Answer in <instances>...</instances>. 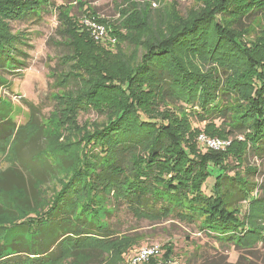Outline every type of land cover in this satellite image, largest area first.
Segmentation results:
<instances>
[{"label": "trees", "instance_id": "16d2710c", "mask_svg": "<svg viewBox=\"0 0 264 264\" xmlns=\"http://www.w3.org/2000/svg\"><path fill=\"white\" fill-rule=\"evenodd\" d=\"M151 1L123 0L117 8L118 15L125 17L111 24L113 42L124 44L128 40L129 44L140 45L128 53L117 47L111 55L99 44L107 41L92 40L83 26L75 33L84 35L87 51L80 47L81 38L66 35V31L59 33L61 43L71 48L72 58L68 60L70 70L59 77L58 84L64 86L70 81L84 85L82 95L74 97L76 103L83 97L88 102L96 96L104 98L107 88L117 92L120 100L108 104L101 128L84 130L78 157L69 161L71 167L74 165L71 176L46 208L9 226H0V264H48L58 260L66 246L108 238L114 230L98 217L103 212L108 219L121 204L138 217L171 215L192 222L208 234L224 236L238 230L240 235L255 231L264 235V215L240 217L237 208L241 200H256L250 196L253 186L247 179L255 168L245 170L244 175L236 170L229 175L227 172L233 167L225 154L232 142L240 143L238 134L249 141L247 146L235 148L241 164L249 151L256 156L264 151V0H213L206 9H190L187 16L177 12L176 2L153 8ZM34 3L25 6L22 0H0V15L10 20L37 18L40 15L32 7ZM89 15L94 16L95 11L91 9ZM220 15L227 17L225 24L219 21ZM168 19L173 23L169 29L165 24ZM0 25L1 150L17 132L10 117L11 102L1 94L2 78L5 72L23 66L25 53L17 47L22 39L5 34L3 24ZM92 45L102 47L100 60L90 52ZM180 53L182 56L178 57ZM115 55L125 66L121 72L107 62ZM188 57H200L203 63L210 61L213 66L215 62L228 64L239 57V63L234 62L230 68L240 70L243 75L237 77L244 81L226 79L220 73L203 79L193 63L186 61ZM246 72L252 77L247 83ZM164 101L178 106L183 121L192 118L204 122L203 132L214 134L209 128H219L220 138L232 137L229 146L223 151L194 154L192 146L183 143L169 120L145 113L146 105ZM36 125L38 129L40 126ZM43 150L23 148L19 163L25 176L16 167L4 171L0 190L34 191L43 175L53 174L57 163L68 158L58 155L49 160ZM41 166L46 172L39 170ZM210 176L214 180L208 194L203 185ZM109 196L111 209H100ZM166 251L160 264L172 261L171 245ZM148 264H156L154 258Z\"/></svg>", "mask_w": 264, "mask_h": 264}, {"label": "rangeland", "instance_id": "374dc122", "mask_svg": "<svg viewBox=\"0 0 264 264\" xmlns=\"http://www.w3.org/2000/svg\"><path fill=\"white\" fill-rule=\"evenodd\" d=\"M22 1L25 6L28 2L35 1L32 7L40 16L10 20L2 18L0 15V24H3L5 34L19 36L22 39V44L18 43L17 47L25 53V56L22 57L24 59L23 66H17L11 72L1 73L4 76L2 78L4 87L1 94L11 102L10 117L15 123L17 132L3 144L4 148L0 150V180H4V176H2L4 171L14 167L23 175L25 174L24 168L19 163V159L24 156L23 148H44L43 153L49 160L57 159L58 155L61 158H68L57 163L53 174L43 175L42 180L36 182L34 191L0 190V226L4 227L46 208L62 183L68 181L71 176L74 165L71 167L69 161L78 157L84 130L92 131L101 128L107 118L108 104L120 100L117 92L107 88L103 92L104 98L96 96L95 99L90 100L91 102H88L86 97L77 98L79 102L76 103L74 97L77 94L82 95L84 85H76L70 81L64 86L58 84L59 77L67 74L70 70L71 61L68 60L72 58L70 56L71 48L67 44L61 43L63 40L59 33L66 31V35L73 34L74 37L81 38H78L82 45L80 47L87 51L86 38L81 33L76 34L75 30L80 29L81 31L80 26L85 29L84 18H94L95 22L102 23L106 31L111 34L110 31L113 27L111 24L125 17L121 18L117 12V8L123 0H48L53 3L51 5L47 4V0ZM212 1L152 0L151 6L160 8L165 5L167 7L176 2L177 12L181 16H187L190 9L195 7L206 9L207 3H212ZM91 9L95 11L94 16L89 15ZM172 11L175 12V10H169V13ZM226 18L222 15L218 17L223 24L227 21ZM165 24L169 29L173 23L168 19ZM88 36L95 41L89 33ZM110 38L113 41L111 35ZM107 42L99 44L105 50L111 51V55L117 47H120L121 51L125 53L140 47L136 42L129 44L128 40L124 44H119L117 41ZM98 46L92 45L90 52L100 60L98 53L102 47ZM129 54L131 56V52ZM177 55L178 57L182 56L181 53ZM238 58L234 62L239 63L237 62L240 61L237 60ZM188 60L193 63L203 79L209 76L213 77L214 73H220L223 78L244 81V78L237 77L243 75L240 74L242 73L240 70L235 72L230 68L234 62L228 64L215 62V66H213L210 61L203 63L200 57L198 59L194 57L193 60L188 57L186 61ZM186 61L184 60V64ZM107 62L115 71L121 72L125 68L117 60L116 55L111 56ZM71 73L75 75V70ZM227 73L230 76L227 77ZM246 74L245 83L252 80L249 73L246 72ZM200 77L199 79H201ZM145 107L147 115L169 120L174 126V131L176 133L177 130L179 131L178 137L183 140V143L192 146L194 154L223 151L230 144L229 142L224 149L204 146L197 138L201 133L208 136L213 135L219 139L226 138H220L222 135L219 128L217 130L215 127L209 128L214 134L209 131L203 132L204 122H197L192 118L183 121L178 114L176 104L164 101V104L157 103L155 105L152 103V106L147 107L146 105ZM214 122L219 123L218 120ZM35 123L39 124L38 129ZM227 139L232 141V137ZM237 139L240 143L234 142L233 144L232 142V145L226 149L225 154H227L229 166L233 167L227 173L232 175L236 170L244 175L246 171L255 168L254 173L247 175V179L253 186L250 196L253 195L254 197H252L256 198V200L239 201L237 205L239 215L240 217L264 215V151L259 156L249 151L246 153V161L241 164L243 161L237 154L235 155V148L240 149L242 144L247 146L249 141L240 134L237 135ZM39 170L46 172L47 169L41 166ZM213 180L214 178L210 176L204 183L203 191L205 193H211ZM106 201L105 207H100V209H111V196L107 197ZM102 213L98 218L102 224L110 225L113 228L112 236L78 244L80 246H66L58 260L48 264H128L133 248L153 243L159 244L161 247V253L154 258L156 264L164 262L166 248L170 245L172 248L170 264H264V235L261 237V233H256V231L253 234L246 232L242 234L243 236L238 233V230L235 232L233 230L224 236L208 234L205 230H199L198 226L192 222H186L171 215L152 219L138 217L127 210L123 204L118 205L116 210L108 215V219H105V215ZM58 252L59 249L56 254Z\"/></svg>", "mask_w": 264, "mask_h": 264}, {"label": "built area", "instance_id": "2783aa9c", "mask_svg": "<svg viewBox=\"0 0 264 264\" xmlns=\"http://www.w3.org/2000/svg\"><path fill=\"white\" fill-rule=\"evenodd\" d=\"M83 25L86 31L95 39V41H111L110 34L106 31L102 23L95 22L94 18H84ZM113 42V41H111ZM198 141L208 148L224 149L230 142L229 139H219L217 137H210L201 133ZM161 253L159 244L153 243L144 245L138 248H133L130 253L128 264H148L149 260L158 257Z\"/></svg>", "mask_w": 264, "mask_h": 264}]
</instances>
